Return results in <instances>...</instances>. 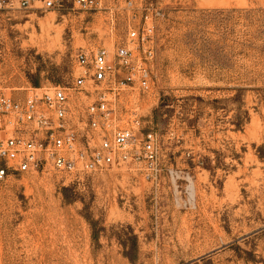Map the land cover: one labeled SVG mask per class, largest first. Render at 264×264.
Returning <instances> with one entry per match:
<instances>
[{"label": "rangeland", "instance_id": "rangeland-1", "mask_svg": "<svg viewBox=\"0 0 264 264\" xmlns=\"http://www.w3.org/2000/svg\"><path fill=\"white\" fill-rule=\"evenodd\" d=\"M148 8L154 84L132 108L158 134V180L146 167L10 175L0 183V264H264V0ZM122 24L5 11L1 86L66 84L80 49L115 52Z\"/></svg>", "mask_w": 264, "mask_h": 264}, {"label": "built area", "instance_id": "built-area-1", "mask_svg": "<svg viewBox=\"0 0 264 264\" xmlns=\"http://www.w3.org/2000/svg\"><path fill=\"white\" fill-rule=\"evenodd\" d=\"M148 2L0 0V18L5 11L78 13L106 18L111 31L120 20L124 32L113 54L106 47L80 49L66 84L14 94L0 84V183L13 174L80 179L117 167H146L147 179L158 180V134L132 108L154 84L156 23Z\"/></svg>", "mask_w": 264, "mask_h": 264}, {"label": "bare ground", "instance_id": "bare-ground-1", "mask_svg": "<svg viewBox=\"0 0 264 264\" xmlns=\"http://www.w3.org/2000/svg\"><path fill=\"white\" fill-rule=\"evenodd\" d=\"M58 35L60 36V31L58 32ZM195 186H196V185H195ZM195 186H194L193 184L190 185V189H191V191H192V193H193L192 196H194ZM188 193H189V192H188ZM192 199H193V198H192Z\"/></svg>", "mask_w": 264, "mask_h": 264}]
</instances>
